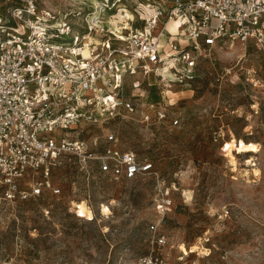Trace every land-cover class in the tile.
Listing matches in <instances>:
<instances>
[{
	"label": "rangeland",
	"instance_id": "obj_1",
	"mask_svg": "<svg viewBox=\"0 0 264 264\" xmlns=\"http://www.w3.org/2000/svg\"><path fill=\"white\" fill-rule=\"evenodd\" d=\"M36 1L41 9L77 13L75 19L95 2ZM74 18L70 39L84 28ZM197 75L189 86L136 75L143 107L67 133L85 142L115 133L123 150L153 163L163 185L152 176L115 181L64 154L48 177L59 194L46 188L39 197L8 202L0 186V264H132L149 250L152 223L166 237L168 264H264V53L252 45L223 47L198 63ZM133 77L124 87L128 98ZM151 106L180 126L142 122L153 117ZM235 145L242 154L232 155ZM250 156L254 167L245 162ZM161 193L172 201L164 216L155 210Z\"/></svg>",
	"mask_w": 264,
	"mask_h": 264
},
{
	"label": "built area",
	"instance_id": "obj_2",
	"mask_svg": "<svg viewBox=\"0 0 264 264\" xmlns=\"http://www.w3.org/2000/svg\"><path fill=\"white\" fill-rule=\"evenodd\" d=\"M73 14L41 9L36 0H4L0 6V186L5 201H27L46 188L59 194L48 177L64 154L115 181L152 176L163 185L153 163L123 150L115 133L92 135L88 142L69 139L67 133L143 107V81L136 75L153 73L189 86L198 76V63L217 49L238 43L264 53V0H136L133 5L95 0L81 18ZM72 17L84 28L70 39ZM132 76L128 98L124 87ZM151 109L153 117L146 114L142 122L180 126L177 118L167 119L162 107ZM253 157L245 160L251 167ZM26 178L32 182L22 188ZM161 194L155 210L164 216L172 201ZM78 207L77 216L84 218ZM148 233V252L132 264H168L166 237L154 223Z\"/></svg>",
	"mask_w": 264,
	"mask_h": 264
},
{
	"label": "bare ground",
	"instance_id": "obj_3",
	"mask_svg": "<svg viewBox=\"0 0 264 264\" xmlns=\"http://www.w3.org/2000/svg\"><path fill=\"white\" fill-rule=\"evenodd\" d=\"M172 25V23H170V26ZM172 28H174V26L172 25ZM171 28V29H172ZM173 30V29H172ZM239 142L240 141H236L235 143H237V144H239ZM236 146V145H235ZM238 148H240L239 146H236L235 148H234V150H232V152L234 151V152H236V154H242V153H240L239 152V149ZM231 152V153H232ZM226 154H228L227 155V157H228V159H229V161L232 163V164H234V160H233V158H232V156H230V154L229 153H226ZM252 154V153H251ZM255 174V173H254ZM256 175V174H255ZM79 208V207H78ZM82 211H84V212H86V213H88V209H83ZM79 213L81 214V215H83L84 216V214L79 210ZM85 217V216H84ZM192 252V251H191ZM182 253H184V252H182ZM185 254H188V253H185Z\"/></svg>",
	"mask_w": 264,
	"mask_h": 264
},
{
	"label": "crops",
	"instance_id": "obj_4",
	"mask_svg": "<svg viewBox=\"0 0 264 264\" xmlns=\"http://www.w3.org/2000/svg\"><path fill=\"white\" fill-rule=\"evenodd\" d=\"M40 8V7H39Z\"/></svg>",
	"mask_w": 264,
	"mask_h": 264
}]
</instances>
